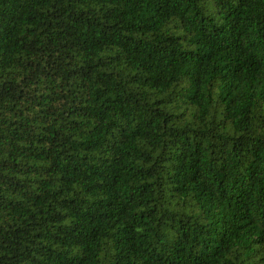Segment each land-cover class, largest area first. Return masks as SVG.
Instances as JSON below:
<instances>
[{
	"label": "trees",
	"instance_id": "trees-1",
	"mask_svg": "<svg viewBox=\"0 0 264 264\" xmlns=\"http://www.w3.org/2000/svg\"><path fill=\"white\" fill-rule=\"evenodd\" d=\"M0 264H264V0H0Z\"/></svg>",
	"mask_w": 264,
	"mask_h": 264
}]
</instances>
